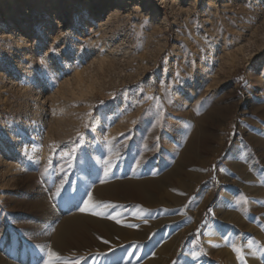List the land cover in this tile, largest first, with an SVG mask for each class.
I'll return each instance as SVG.
<instances>
[{"label":"rangeland","instance_id":"1","mask_svg":"<svg viewBox=\"0 0 264 264\" xmlns=\"http://www.w3.org/2000/svg\"><path fill=\"white\" fill-rule=\"evenodd\" d=\"M260 104L264 0H0V264H233L211 225L247 235L264 264V182L245 197L226 176ZM139 174L144 197L92 193ZM193 183L183 210L174 196ZM174 227L167 262L156 243Z\"/></svg>","mask_w":264,"mask_h":264},{"label":"bare ground","instance_id":"2","mask_svg":"<svg viewBox=\"0 0 264 264\" xmlns=\"http://www.w3.org/2000/svg\"><path fill=\"white\" fill-rule=\"evenodd\" d=\"M99 42L97 41V39L92 40V43L96 48H97V45H99ZM101 48H105V46H102ZM219 115L220 113L215 111L210 114V118L211 119L214 118L215 120H217V119H220ZM253 115L254 117H251L247 114L245 118V123L243 124L246 127L247 126L251 127V135L249 139L252 145L250 144L251 146L246 147V148L243 147L240 150L238 147V144L235 143L232 148L231 153L226 159L227 169L229 168L226 176L233 186H237V187L241 186L243 188V193L242 192L241 193L245 197L253 194V192L256 191L255 189H258L260 187V184L264 182V172L260 168V162L264 164V106L260 104L258 107L254 108ZM194 119H197V116H195ZM218 122L219 120L217 121V123ZM224 140H225V137L222 138L223 143H224ZM257 153L259 154L257 155ZM144 176L142 174H139L136 177H132L128 179L126 178L123 180L119 179L110 184H107L105 187L98 186L94 188L93 191L92 190L91 191L94 195L103 194L107 200L114 199L118 195L120 190H124L129 195H132V196L144 197L146 196L148 186L150 185V181L145 179ZM203 176L204 175H201L198 181H200L203 178ZM250 177L253 179L254 178L257 179V181H259L260 183L255 184L254 182L253 184L249 180ZM194 186H195L194 183L193 185L191 184V186L189 187V190L187 189L188 190L187 193L186 192L184 193L185 191L184 189H186V187L188 186L182 187V190L180 191V193L175 194L174 196V199L177 201L176 203L180 202L181 200V203H179V207H181L183 210H187V207H189V205L186 202H187L190 192L194 189ZM234 192H236V189L233 191V193ZM181 193L182 194L184 193L182 199H180V196H179ZM232 199L230 195L226 193L224 198L221 201V205L222 206L228 205L229 203L232 202ZM248 211L249 209L247 205L244 204L240 206V212L238 214L240 215L241 213L243 217H247ZM222 212H223L222 214L224 215V219L226 221L236 223V218H234L236 214L234 215L233 213L229 211L228 213H225L224 211ZM194 221L196 222V220ZM218 228L219 229H217V227H215L214 225H211V227H209V229L206 230L207 238L209 239L213 237L214 239L215 237L218 239V241L221 239L222 240L224 239L223 241H225L227 239V243H228L227 254H228L229 259L232 260L233 264H261L260 257H259L260 255L258 256V254L250 246L247 235L242 234L240 230L235 232L233 229L228 228V227L220 226ZM65 231L66 229H63L62 227H60L58 230H56V233H55L56 240L62 245H66ZM99 231L100 230H95L94 233H92V235L95 237V239H93L95 240L94 243H98L99 237H102V234L98 233ZM120 232H118L116 235V237H118L117 239H122L126 235V234H121ZM230 232H232V234H229ZM227 235H229L230 238H227L228 237ZM171 236H172L171 244L170 243L168 244L166 242L164 243L165 238L158 240V242L156 243L157 247L162 245L161 246L163 247L162 255L165 261L167 262L170 261L171 258L174 257L176 251L178 250L179 243L181 241L182 232L179 231L178 228H175L174 231L173 230L171 231ZM153 238L155 239V236L152 233L148 236L147 240L151 242ZM126 241L127 240H125V242ZM152 245L153 244H151L150 246ZM104 255L105 256L102 255L103 257H100L99 259L95 258L96 260L91 259V260H95L93 264H126L127 258H128V256H125V255H111L110 253H107V252H104ZM134 262L135 261H133V263Z\"/></svg>","mask_w":264,"mask_h":264},{"label":"snow or ice","instance_id":"3","mask_svg":"<svg viewBox=\"0 0 264 264\" xmlns=\"http://www.w3.org/2000/svg\"><path fill=\"white\" fill-rule=\"evenodd\" d=\"M64 155H69V153H65ZM53 195H54V197H59V196H61V195H62V188H57L56 191H55V193H54ZM89 200H91V196H90V195H89ZM67 202L70 203V202H71V198H69V200H68ZM80 210H81L82 212L88 210V201H85V207H84V208H81ZM117 222H119V221H117ZM104 243L107 244L108 241L105 240ZM49 255H50V257H55V256H56L55 253H50ZM46 264H53V261H52L51 259H49V260L46 262Z\"/></svg>","mask_w":264,"mask_h":264}]
</instances>
